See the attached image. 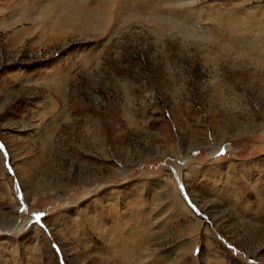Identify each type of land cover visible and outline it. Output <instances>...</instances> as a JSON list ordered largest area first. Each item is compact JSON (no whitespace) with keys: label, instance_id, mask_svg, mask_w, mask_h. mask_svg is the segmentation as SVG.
I'll use <instances>...</instances> for the list:
<instances>
[{"label":"rangeland","instance_id":"rangeland-1","mask_svg":"<svg viewBox=\"0 0 264 264\" xmlns=\"http://www.w3.org/2000/svg\"><path fill=\"white\" fill-rule=\"evenodd\" d=\"M184 1L200 30L264 18V0ZM22 28L0 31V264H264V97L226 117L210 96L244 68L215 76L212 45L140 20Z\"/></svg>","mask_w":264,"mask_h":264},{"label":"bare ground","instance_id":"bare-ground-1","mask_svg":"<svg viewBox=\"0 0 264 264\" xmlns=\"http://www.w3.org/2000/svg\"><path fill=\"white\" fill-rule=\"evenodd\" d=\"M192 4L193 1L184 0L168 2L165 7H156L151 0H15V3L8 7L9 15H1L0 12V31L23 26L22 29L28 31L15 32L14 36L17 37H14V40L34 35L39 40L48 41L54 34L64 37L68 33L103 32L111 28L112 23L116 25L119 21L140 20L153 27L157 38L162 37L165 30H172V33L176 32L184 41L197 39L191 40L189 44L198 53L210 44L222 54L216 61L207 55L202 56L203 64L213 67L215 76L218 75L222 63L229 67L245 69L243 73H246L247 78L243 79L244 81L229 85L227 82H219V79L214 82L211 80L213 89L209 95L223 107V116L230 117L233 110L247 108L246 94L250 89L259 94V97H264L263 84L255 82L254 79L252 82L255 76L257 80L264 81V18H250L241 22V19L237 18L238 14H235L237 12L228 11L219 15L223 16V26L200 30L196 26L199 21L196 17L200 15ZM194 15H197L194 24H188ZM245 16L248 17L247 14ZM240 39L242 42H238ZM250 67L254 70H249ZM238 89H243L245 98Z\"/></svg>","mask_w":264,"mask_h":264}]
</instances>
